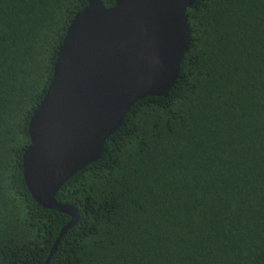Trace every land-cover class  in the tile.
<instances>
[{"label":"trees","instance_id":"1","mask_svg":"<svg viewBox=\"0 0 264 264\" xmlns=\"http://www.w3.org/2000/svg\"><path fill=\"white\" fill-rule=\"evenodd\" d=\"M90 0H0V264H46L71 217L31 196L29 123ZM106 7L115 0H103ZM168 97H147L68 180L49 264H264V0H200Z\"/></svg>","mask_w":264,"mask_h":264},{"label":"water","instance_id":"2","mask_svg":"<svg viewBox=\"0 0 264 264\" xmlns=\"http://www.w3.org/2000/svg\"><path fill=\"white\" fill-rule=\"evenodd\" d=\"M200 0H90L69 26L45 98L29 123L23 175L42 207L79 220L78 209L58 201L64 184L102 158L107 140L132 107L168 97L190 50L187 11Z\"/></svg>","mask_w":264,"mask_h":264},{"label":"clouds","instance_id":"3","mask_svg":"<svg viewBox=\"0 0 264 264\" xmlns=\"http://www.w3.org/2000/svg\"><path fill=\"white\" fill-rule=\"evenodd\" d=\"M88 6V5H87ZM81 12V11H80ZM75 18V17H74ZM190 24V23H189ZM191 26V25H190ZM192 29V28H191ZM193 34V33H192Z\"/></svg>","mask_w":264,"mask_h":264}]
</instances>
